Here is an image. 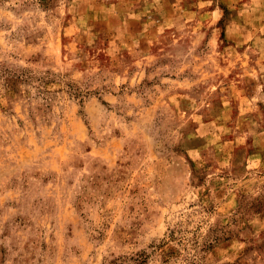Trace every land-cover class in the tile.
<instances>
[{
	"label": "rangeland",
	"instance_id": "rangeland-1",
	"mask_svg": "<svg viewBox=\"0 0 264 264\" xmlns=\"http://www.w3.org/2000/svg\"><path fill=\"white\" fill-rule=\"evenodd\" d=\"M0 264H264V0H0Z\"/></svg>",
	"mask_w": 264,
	"mask_h": 264
}]
</instances>
